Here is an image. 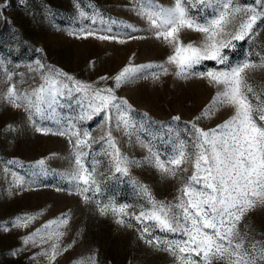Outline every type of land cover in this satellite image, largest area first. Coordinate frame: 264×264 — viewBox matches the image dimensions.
I'll use <instances>...</instances> for the list:
<instances>
[{
    "label": "rangeland",
    "instance_id": "obj_1",
    "mask_svg": "<svg viewBox=\"0 0 264 264\" xmlns=\"http://www.w3.org/2000/svg\"><path fill=\"white\" fill-rule=\"evenodd\" d=\"M238 2L251 4L254 0ZM154 3L168 8L174 0H154ZM141 7L140 0H0V97L13 84L18 92L30 93L45 83V76L59 81L58 86L67 85L62 87L63 95L50 117L34 119L39 126L53 130L71 122L91 132L95 142L83 147L82 160L89 170L95 166L94 176L100 186L99 192L93 188L86 194L90 199L85 202L77 194V182L69 178L75 167V138L69 143L67 136L37 132L24 107L15 108L0 98V225H8L7 231L0 227V264H48L44 257L31 259L40 252V246H28L16 256L11 252L24 247L25 236L62 214H68L70 219L67 228L61 229L65 232L61 245L76 242L58 256L55 264H78L92 255L98 264H179L176 257L156 251L141 240L137 232L140 226L135 220H131L133 228L121 227L111 212L99 213L97 202L100 206L127 204L129 213L139 214L142 206L150 207L141 185L147 186L156 201L176 202L183 181L163 176L148 162L149 147L161 160H166L181 141L191 151L192 123L204 130L216 128L233 115V109L217 105L214 115L196 120L220 89L198 77L178 78L172 66L159 80L152 79L151 71L156 69H150L135 74L131 83L116 87L113 77L125 66L160 64L171 53L169 47L148 31L147 20L137 12ZM187 7L191 14L201 16L212 10L201 11L203 5L194 6L191 2ZM100 17L105 23H101ZM238 22L239 18L235 23ZM108 28L111 31H101ZM81 30H95L117 39L99 40L94 36L85 39L79 35ZM181 38L185 43L202 40L200 33L191 31L183 32ZM233 43L235 49L224 50L230 64L246 58L258 62L264 57V29L251 43L247 39ZM37 60L45 66L43 69H38ZM224 67L215 61H204L197 70ZM56 70L93 88H113L118 98L131 105L130 117L135 127L129 128L127 134L122 128H115L113 110L112 135L122 156L133 162L128 165L127 174L115 172L108 155L111 149L100 140L104 135V129L98 126L101 117L78 119L82 110L87 109L88 99L75 91L72 81L56 75ZM249 80L258 88L264 87V69L250 72ZM177 116L179 120H174ZM42 159L43 167L37 164ZM182 167H187L188 172L178 173V177L191 174L190 163ZM18 179L23 180L22 186L17 184ZM80 186L83 187L82 182ZM41 212L27 228L11 226L17 216ZM245 222L251 233L247 243H264V208L250 213ZM152 235L162 239L181 238L159 229H154Z\"/></svg>",
    "mask_w": 264,
    "mask_h": 264
},
{
    "label": "snow or ice",
    "instance_id": "obj_2",
    "mask_svg": "<svg viewBox=\"0 0 264 264\" xmlns=\"http://www.w3.org/2000/svg\"><path fill=\"white\" fill-rule=\"evenodd\" d=\"M189 2L194 6L196 3L203 5L201 11L208 8L212 10L203 16L191 14L187 7ZM140 3L142 7L137 10L138 15L147 20L148 31L169 47L171 53L160 64L125 66L113 77L116 87L131 83L136 78L135 74L150 69H156L151 71L152 79L159 80L162 75L168 74L169 66H172L175 69L174 75L178 78L198 77L220 89L211 105L196 120L214 115L217 105L232 108L233 115L223 124L209 130L199 128L193 122L191 151L181 141L166 160H161L160 155L149 147L150 156L146 158L148 162L153 163L163 176L183 181L177 190L179 195L176 202L156 201L147 186L141 185L150 207L142 206L139 214L129 213L127 209L130 205L117 206L114 203L100 206L97 202L98 211L101 215L111 212L116 218L115 222L121 227L133 228L131 220H135L140 226L137 228L140 239L156 251L168 252L176 257L179 264H215L217 261H222L223 264H264V243H247L251 233L245 222L250 213L264 208V87L258 88L249 80L250 72L264 69V57L258 62L246 58L239 63L230 64L228 55L224 53L225 49H235L234 41L247 39L251 43L259 31L264 29V0H254L251 4H241L238 0H174L173 6L168 8L155 4L154 0H140ZM81 15L84 13L81 12ZM238 18L239 22L235 23ZM100 20L105 23L103 17ZM133 31L136 29L133 28ZM185 31L200 33L202 40L199 43H185L181 38ZM79 35L85 39L89 36L99 40L117 39L116 36L98 34L95 30H81ZM204 61H215L217 65L225 67L197 70V66ZM36 64L38 69L45 67L38 60ZM55 74L72 81L75 91L83 93L88 99L87 109L82 110L79 120L101 117L98 126L104 129V135L100 140L111 149L108 155L115 172L127 174L128 165L133 162L122 156L112 135L113 110L116 113L115 128H122L127 134L129 128L135 127L130 117L131 105L127 100L118 98L113 88H93L59 70ZM8 78L11 79V75ZM101 79L107 80L108 77ZM44 80V84L30 93L18 92L14 84L10 85L0 98L15 108L24 107L37 132L67 136L69 143H73L75 138V167L69 178L77 182V194L87 202L90 199L86 195L89 191L93 188L96 192L100 190L94 176L95 166L89 170L82 160L85 155L83 147H90L95 140L87 128L81 130L75 123L70 122L59 130L41 127L36 123L34 117H39L40 120L50 117L59 103V97L63 95L62 87H67L58 86L60 82L50 76H45ZM173 119L179 120V117ZM8 127L11 128L10 125ZM189 163L192 167L191 174L178 177V173L188 172V168L182 165ZM37 164L43 167L44 160ZM81 182L83 187L80 186ZM23 183L22 179L17 180L19 186ZM40 214L42 212L17 216L11 226L27 228ZM125 217L129 219L126 220ZM69 219L68 214H62L56 220L46 222L25 236L22 241L24 247L14 249L11 255H18L28 246H40V252L31 259L44 257L48 264H55L58 256L67 252L76 242L73 240L67 246L61 245L65 235L61 229L67 228ZM53 225L56 227L53 228ZM0 227L8 230L7 224ZM154 229L181 238L162 239L152 235ZM78 264H98V261L92 255L87 261H80Z\"/></svg>",
    "mask_w": 264,
    "mask_h": 264
}]
</instances>
